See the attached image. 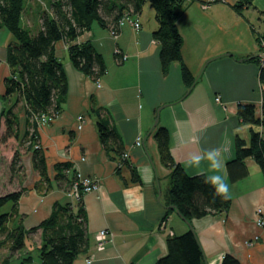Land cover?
Segmentation results:
<instances>
[{
	"label": "crops",
	"instance_id": "0c3cea01",
	"mask_svg": "<svg viewBox=\"0 0 264 264\" xmlns=\"http://www.w3.org/2000/svg\"><path fill=\"white\" fill-rule=\"evenodd\" d=\"M49 2L26 0L21 24L30 29L38 21V30L37 8L44 6V11H49ZM134 17L140 24L137 30L123 25L113 38L107 28L95 24L75 39L77 43L90 40L101 54L106 70L97 81L74 68L64 41L54 44L67 91L61 110L37 129L47 175L53 178L55 163L70 162L77 174L98 182L95 191L82 197L89 247L73 264H155L166 253L167 236L188 230L174 211L164 217L169 170L160 162L154 129L147 135L157 107L161 106L159 126L169 132L170 153L188 175L210 174L206 162L199 169L187 166L191 154L227 148L222 152L225 164L234 156L235 136L248 144L251 126L237 117L238 103H252L257 116L264 114L257 41L258 36L264 37V0L188 1L176 26L182 38V59L197 78L185 95L187 88L178 62L170 64L166 75L161 72L159 45L152 38L157 27L152 8L146 2ZM15 42L0 27V100L4 78L10 74L7 46ZM16 96L12 94L10 100ZM217 96L219 101L215 100ZM91 105L100 108L101 115L113 127L127 163H119L106 154ZM24 106L20 99L14 108L16 112L20 107L17 115L23 121ZM79 115L82 120H77ZM253 129L264 139V124ZM246 164L245 178L233 183L227 180L231 198L227 211L191 220L204 264H220L225 254L241 264H264V227L255 223L258 210L264 208V174L251 157L246 158ZM27 167L32 175L23 185L15 216L25 231L47 218L54 203L67 200L55 182L46 194L36 193L32 187L39 177L28 158ZM131 167L137 172L139 183L130 180ZM10 209L11 204L6 211ZM13 226L11 220L8 227L11 230ZM101 229L111 233L112 242L97 250L95 234ZM24 241V248L12 255V264L26 255L36 260L33 253L40 245L41 230L27 232ZM2 248L4 258L7 249Z\"/></svg>",
	"mask_w": 264,
	"mask_h": 264
},
{
	"label": "trees",
	"instance_id": "16d2710c",
	"mask_svg": "<svg viewBox=\"0 0 264 264\" xmlns=\"http://www.w3.org/2000/svg\"><path fill=\"white\" fill-rule=\"evenodd\" d=\"M25 1L0 0V27H4L16 40L7 46L6 61L10 74L4 78V93L1 96V117L4 122V134L1 139L20 137L19 117L14 108L22 99L25 106L20 139L21 143H26V150L31 153L32 169L39 177L32 188L36 193L44 195L52 189L55 182L67 193L72 183L77 182V173L72 170L70 162H58L53 167V178L48 177L44 153L38 145L37 126L32 119L33 115L41 114L54 118L61 110L66 97V77L62 63L54 52L55 42L64 41L68 59L74 68L97 81L106 70L101 54L96 51L90 40L77 43L75 39L95 24L107 28L108 31H117L118 21L124 14L136 16L147 2L157 23V27L152 31V38L159 45L161 72L166 75L170 64L178 62L182 81L186 88H189L194 77L182 59V38L176 26V20L189 0H49V11L41 13L40 26L34 32L21 24ZM247 1L250 3V0ZM235 7L239 8L237 4ZM119 31L120 29L118 33ZM262 38L263 35L257 37L259 50ZM259 79L264 82V67H260ZM12 94H17L13 101L10 100ZM90 110L96 115L98 136L106 154L119 163H127L123 159L120 139L109 125L108 119L101 115L100 108L91 105ZM255 111V105L252 103L237 104V117L251 127L248 144L238 136L234 137V156L225 163L231 183L248 175L246 158L249 157L264 174V139L253 129V126L264 124V114L261 112V116H257ZM153 139L161 164L169 170L164 205L175 206L188 221L227 211L231 198L216 196L214 190L204 183L206 175H188L181 164L174 160L170 153L169 132L166 127H156ZM20 162V155L15 153L10 168L14 170ZM130 171V180L139 183L140 178L135 169L131 167ZM78 186L80 189L79 184ZM23 190L24 188H21L0 195V208L7 203L11 204L9 211L0 213V236L3 234L0 245L9 251V255L4 257L0 264H12V255L25 246V234L36 229L41 230L37 259L34 261L31 255H26L20 258L17 264H73L89 247L83 196L77 200L67 197L65 202L54 203L47 218L36 227L25 231L21 220L15 217L16 203ZM171 212V209H166L164 217ZM11 220L14 226L10 230L8 223ZM155 264H204L202 249L194 230L188 229L179 235H168L166 253L158 258ZM220 264L241 263L233 256L225 254Z\"/></svg>",
	"mask_w": 264,
	"mask_h": 264
},
{
	"label": "rangeland",
	"instance_id": "374dc122",
	"mask_svg": "<svg viewBox=\"0 0 264 264\" xmlns=\"http://www.w3.org/2000/svg\"><path fill=\"white\" fill-rule=\"evenodd\" d=\"M28 1H31V0H28ZM41 5L43 4L41 3ZM37 9H38L37 14L38 16H40L41 13L44 11L45 7L42 6L41 9L39 8ZM37 22L34 23L33 28H30L31 32L36 31L37 24H38ZM187 90L188 88L186 89V91ZM19 110H20V107H19ZM19 110L17 111L19 112ZM19 123H20V127H19L20 137L18 139H14L13 137H10L5 140H2L1 138H2V135L4 134V122H3V117L0 118V195L11 192V191H17L23 188L24 183L26 184L27 180H29L30 178V175H32L31 170H29L27 167V158L28 159L31 158V153L26 150V143H21V139H20L22 131H23L22 130L23 129V118L22 117L19 118ZM15 153H18L20 155L21 162L20 164H17L14 170H12L10 168L11 161ZM9 204L10 203H7L3 207H1L0 213L6 211V208L9 207ZM0 238H3V234L0 236ZM0 248H2V246ZM2 249H0V260L3 259V256L5 254V251ZM33 254L35 256V259H37V252H34ZM6 255H9V251L7 250H6Z\"/></svg>",
	"mask_w": 264,
	"mask_h": 264
},
{
	"label": "built area",
	"instance_id": "2783aa9c",
	"mask_svg": "<svg viewBox=\"0 0 264 264\" xmlns=\"http://www.w3.org/2000/svg\"><path fill=\"white\" fill-rule=\"evenodd\" d=\"M123 25H129L133 30H137L140 27V24L135 17H132L129 14H124L118 21L117 31L111 29L109 31V34L113 38H115L118 35V30ZM260 47L261 49L259 50L258 61L260 63V67H264V37L260 40ZM259 88L261 91H264V82H261L260 80H259ZM215 100L219 101V97L218 96L215 97ZM259 116H261V114ZM82 118L83 117L79 115L77 117V120H82ZM32 119L33 121H35L37 129H39L44 125H46L51 120V117H49L46 114H41V115H33ZM77 178H78L77 182H73L69 189V192L66 193V196L69 197L71 200H77L78 198H80V196H83L85 193L90 191H95L98 188L97 180L91 177L80 176L79 174H77ZM78 184L80 185V189ZM263 216H264V208H260L255 217V223L260 227H264ZM95 240H96V249L102 250L104 249L106 243L112 242V235L107 229H101L95 234ZM87 263H90V259H87Z\"/></svg>",
	"mask_w": 264,
	"mask_h": 264
},
{
	"label": "clouds",
	"instance_id": "9594fccd",
	"mask_svg": "<svg viewBox=\"0 0 264 264\" xmlns=\"http://www.w3.org/2000/svg\"><path fill=\"white\" fill-rule=\"evenodd\" d=\"M198 137L195 138L198 141ZM227 148L223 150L220 148L207 149L201 153H193L186 161L188 167L199 169L201 164L206 162L208 165L209 175L204 178V183L209 185L214 194L223 199H230V189L228 180L227 167L223 162L222 152H226Z\"/></svg>",
	"mask_w": 264,
	"mask_h": 264
},
{
	"label": "water",
	"instance_id": "95a60500",
	"mask_svg": "<svg viewBox=\"0 0 264 264\" xmlns=\"http://www.w3.org/2000/svg\"><path fill=\"white\" fill-rule=\"evenodd\" d=\"M227 55H230V56H233V53H227ZM197 78V77H196ZM196 78H194L191 86L188 88V90L186 91V93L191 89L192 85L194 84V82L196 81ZM185 93V94H186ZM160 108L161 106L157 107L156 110H155V117H154V120H153V123H152V126L150 128V130L148 131L147 135L150 134V132L155 129L156 127H158V123H159V111H160ZM2 110H3V103L2 101L0 100V117H1V114H2ZM165 209H171L172 211H174L178 217H180L187 225H188V229L190 230H193L192 228V225H191V221H188L186 220L181 214L180 212L178 211V209L173 206V205H169V206H166V205H163Z\"/></svg>",
	"mask_w": 264,
	"mask_h": 264
}]
</instances>
